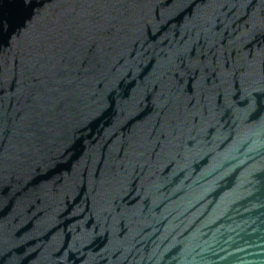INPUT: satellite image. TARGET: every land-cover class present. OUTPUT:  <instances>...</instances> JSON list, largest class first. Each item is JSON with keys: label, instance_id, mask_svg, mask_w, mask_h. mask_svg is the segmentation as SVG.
Wrapping results in <instances>:
<instances>
[{"label": "water", "instance_id": "water-1", "mask_svg": "<svg viewBox=\"0 0 264 264\" xmlns=\"http://www.w3.org/2000/svg\"><path fill=\"white\" fill-rule=\"evenodd\" d=\"M0 264H264V0H0Z\"/></svg>", "mask_w": 264, "mask_h": 264}]
</instances>
